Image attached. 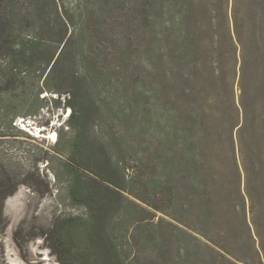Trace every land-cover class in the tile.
Instances as JSON below:
<instances>
[{
	"label": "rangeland",
	"instance_id": "obj_1",
	"mask_svg": "<svg viewBox=\"0 0 264 264\" xmlns=\"http://www.w3.org/2000/svg\"><path fill=\"white\" fill-rule=\"evenodd\" d=\"M11 2L17 18L34 10L32 0H0V14ZM38 2V23L15 39L32 54L30 67L11 71L0 56V264H62L44 232L57 219L87 216L65 167L75 140L71 92L83 117L73 155L78 200L102 209L100 225L117 247L111 264H264V155L250 167L252 204L244 175L240 182L232 165L217 166V155L203 154L200 144L178 145L174 122L171 137L163 124L162 48L173 97L178 50L189 77L196 23L205 12L231 15L235 1ZM236 9L246 40L264 48V0H237ZM72 18L67 37H75L60 54ZM59 54L49 74L46 63ZM169 108L171 123L176 108ZM6 188L12 194L2 200ZM95 244L85 248L102 259Z\"/></svg>",
	"mask_w": 264,
	"mask_h": 264
},
{
	"label": "trees",
	"instance_id": "obj_2",
	"mask_svg": "<svg viewBox=\"0 0 264 264\" xmlns=\"http://www.w3.org/2000/svg\"><path fill=\"white\" fill-rule=\"evenodd\" d=\"M32 1L34 10L28 17L17 18L12 2L7 14H0V56L7 59L11 71L28 69L29 61L33 58L23 44H15V39L23 35L27 26L33 27L38 23L39 0ZM234 1L231 15L229 12L223 13L222 10L219 20L211 18V13L205 12L202 19L196 23L194 43L199 58L195 57L192 62L193 74L189 77L183 71L185 64L182 61V49L178 50L177 72L172 78L175 86L173 97L167 95L169 69L165 48H162L163 124L166 136L171 137L168 130L174 128V122L176 126L173 135L178 145L181 140H187L192 146L200 144L203 154L217 155V166L222 168L232 165L240 182L244 175L245 196L254 204L250 190V167H253L254 156L258 158L264 155V48L246 40V24L239 18L237 0ZM73 23V18L65 19L66 31H63L61 38L63 48L60 54L75 37L73 33L67 37V27H72ZM13 30L16 34H12ZM35 42L33 39L28 41L34 45ZM60 54L46 63L45 67H51L49 74L60 62ZM188 83L191 85L189 88L185 87ZM76 100V95L71 92L66 101V105L72 109L68 123L75 132L74 149L81 141L83 132L82 110L76 106ZM172 104L176 111L170 123L167 116ZM74 149L70 163H65V167L73 176L70 185L71 196L77 204L85 205L88 209L87 216L57 219L43 236L62 264H111L117 247L112 237L105 233L104 227L100 225L102 209L100 206L95 208L94 205H87L78 200L80 171L74 165ZM193 151V147L188 150L192 154ZM98 163L101 164L100 159ZM99 167L105 168L103 165ZM115 187L121 189L119 186ZM114 193L121 194L116 190ZM240 193L246 198L241 190ZM11 194V189H3L2 200ZM88 240L96 242L93 247L101 249L103 254L99 256L102 259H97L96 254L87 252L85 245Z\"/></svg>",
	"mask_w": 264,
	"mask_h": 264
}]
</instances>
